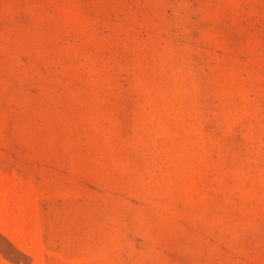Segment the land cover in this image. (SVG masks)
<instances>
[{
	"label": "rangeland",
	"instance_id": "374dc122",
	"mask_svg": "<svg viewBox=\"0 0 264 264\" xmlns=\"http://www.w3.org/2000/svg\"><path fill=\"white\" fill-rule=\"evenodd\" d=\"M0 264H264V0H0Z\"/></svg>",
	"mask_w": 264,
	"mask_h": 264
}]
</instances>
